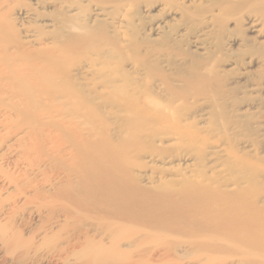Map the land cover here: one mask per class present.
<instances>
[{
  "label": "bare ground",
  "instance_id": "bare-ground-1",
  "mask_svg": "<svg viewBox=\"0 0 264 264\" xmlns=\"http://www.w3.org/2000/svg\"><path fill=\"white\" fill-rule=\"evenodd\" d=\"M236 86L264 90V0H0V262L264 264Z\"/></svg>",
  "mask_w": 264,
  "mask_h": 264
},
{
  "label": "rangeland",
  "instance_id": "rangeland-1",
  "mask_svg": "<svg viewBox=\"0 0 264 264\" xmlns=\"http://www.w3.org/2000/svg\"><path fill=\"white\" fill-rule=\"evenodd\" d=\"M220 74L224 78L228 79H237L240 70L234 67L233 65H222L218 68ZM234 94L238 96L237 101L235 98L233 100L227 101L228 109L231 111L230 115H233L235 118H241L243 121L249 119V115L257 118H264V90L262 92H256L251 89H245L241 86L237 87L236 90H233ZM262 100L263 103L260 106H256V102ZM241 113L243 114L241 117ZM209 122V120H208ZM14 221L16 226L20 229H24L25 232H28V227H35L40 223V220L32 215L29 211L23 210L21 213H18L14 216ZM27 234V233H26ZM0 264H13L10 260L1 261Z\"/></svg>",
  "mask_w": 264,
  "mask_h": 264
}]
</instances>
